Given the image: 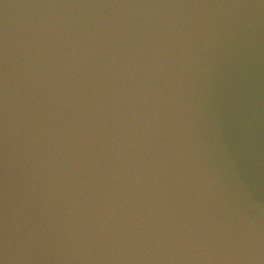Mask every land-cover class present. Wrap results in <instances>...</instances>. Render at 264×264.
<instances>
[{
    "label": "water",
    "instance_id": "water-1",
    "mask_svg": "<svg viewBox=\"0 0 264 264\" xmlns=\"http://www.w3.org/2000/svg\"><path fill=\"white\" fill-rule=\"evenodd\" d=\"M0 264H264V0H0Z\"/></svg>",
    "mask_w": 264,
    "mask_h": 264
},
{
    "label": "snow or ice",
    "instance_id": "snow-or-ice-1",
    "mask_svg": "<svg viewBox=\"0 0 264 264\" xmlns=\"http://www.w3.org/2000/svg\"><path fill=\"white\" fill-rule=\"evenodd\" d=\"M5 86L3 81V62L0 59V238L6 227V160L5 152Z\"/></svg>",
    "mask_w": 264,
    "mask_h": 264
}]
</instances>
